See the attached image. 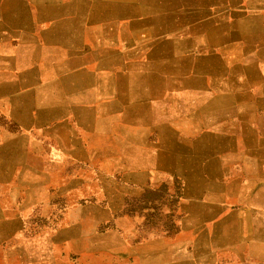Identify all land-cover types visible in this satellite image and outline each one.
<instances>
[{"label":"crops","instance_id":"crops-1","mask_svg":"<svg viewBox=\"0 0 264 264\" xmlns=\"http://www.w3.org/2000/svg\"><path fill=\"white\" fill-rule=\"evenodd\" d=\"M10 169L19 264H264V0H0Z\"/></svg>","mask_w":264,"mask_h":264},{"label":"rangeland","instance_id":"rangeland-1","mask_svg":"<svg viewBox=\"0 0 264 264\" xmlns=\"http://www.w3.org/2000/svg\"><path fill=\"white\" fill-rule=\"evenodd\" d=\"M74 173L77 175L78 173H82V171L75 170ZM0 174H4V176L10 178H17L20 177L19 174H21V172L17 169H10L0 171ZM94 174H97V171L91 170L90 176H93ZM59 177H67V171H59ZM166 194V191L162 188H159V190L154 192L153 198L156 200L153 209L154 212L150 213L149 211V214L147 213V204L145 202L143 204L140 202H127L126 205H128L129 209L132 208L135 210L136 208L138 210V223L137 220H134V224L136 225L135 236L139 242L144 241L147 237L149 238L152 234H154V236H161L163 235L164 229L168 228L169 221L163 213V203L164 206L170 208L169 202H163V199H168ZM142 206L143 208H141ZM152 229H154L155 232L150 234V230ZM18 236L19 234H0V264H19V251L17 248L20 238ZM3 238H5V240H3Z\"/></svg>","mask_w":264,"mask_h":264}]
</instances>
